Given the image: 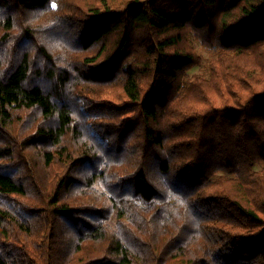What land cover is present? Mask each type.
<instances>
[{
    "label": "trees",
    "instance_id": "obj_1",
    "mask_svg": "<svg viewBox=\"0 0 264 264\" xmlns=\"http://www.w3.org/2000/svg\"><path fill=\"white\" fill-rule=\"evenodd\" d=\"M0 264H264V0H0Z\"/></svg>",
    "mask_w": 264,
    "mask_h": 264
},
{
    "label": "rangeland",
    "instance_id": "obj_2",
    "mask_svg": "<svg viewBox=\"0 0 264 264\" xmlns=\"http://www.w3.org/2000/svg\"><path fill=\"white\" fill-rule=\"evenodd\" d=\"M197 45V48H198V50L204 55V57H205V59H207V58H209L210 57V55H211V52L206 48V47H204L201 43H197L196 44ZM199 72V68L197 67V68H195L194 70H193V72H191V74L193 73H198Z\"/></svg>",
    "mask_w": 264,
    "mask_h": 264
}]
</instances>
